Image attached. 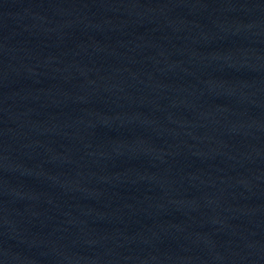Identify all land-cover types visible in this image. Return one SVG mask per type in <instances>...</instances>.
I'll list each match as a JSON object with an SVG mask.
<instances>
[{
	"label": "water",
	"instance_id": "water-1",
	"mask_svg": "<svg viewBox=\"0 0 264 264\" xmlns=\"http://www.w3.org/2000/svg\"><path fill=\"white\" fill-rule=\"evenodd\" d=\"M0 264H264V0H0Z\"/></svg>",
	"mask_w": 264,
	"mask_h": 264
}]
</instances>
